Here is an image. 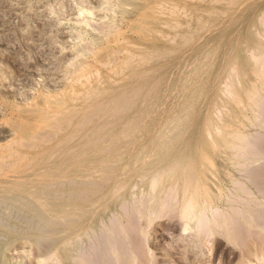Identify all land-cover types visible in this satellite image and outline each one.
<instances>
[{"label": "rangeland", "instance_id": "rangeland-1", "mask_svg": "<svg viewBox=\"0 0 264 264\" xmlns=\"http://www.w3.org/2000/svg\"><path fill=\"white\" fill-rule=\"evenodd\" d=\"M263 119L264 0H0V264H69L131 191L242 165L264 207Z\"/></svg>", "mask_w": 264, "mask_h": 264}, {"label": "bare ground", "instance_id": "bare-ground-1", "mask_svg": "<svg viewBox=\"0 0 264 264\" xmlns=\"http://www.w3.org/2000/svg\"><path fill=\"white\" fill-rule=\"evenodd\" d=\"M262 145L258 144L257 149L264 155ZM243 167L238 170L242 174L241 183L235 182V186H231L230 181L231 187L226 193L222 192L221 183L218 184V175L217 193L205 185L196 190L180 187V191L178 188L173 191L175 188H172L173 192L167 188H150L142 193L130 190L136 199L129 201L127 215L116 216L113 224L105 220L96 235L91 236L95 234L92 233L77 242L69 264H231L235 257L234 264H264V219L254 215L255 210L262 211L263 205L258 202L260 206L255 209L257 205L250 197L253 193L245 189L246 166ZM32 209L40 213L35 226L38 232L32 236L36 243L42 238L44 229L39 230L40 218H44L49 207L36 203ZM28 222V213H24L23 230L26 234ZM25 239L27 242L31 240L28 236ZM223 245L239 249L238 256L237 252L227 251L228 254L218 257L217 250Z\"/></svg>", "mask_w": 264, "mask_h": 264}]
</instances>
